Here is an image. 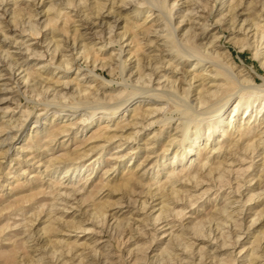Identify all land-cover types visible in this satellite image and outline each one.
<instances>
[{
	"label": "rangeland",
	"instance_id": "rangeland-1",
	"mask_svg": "<svg viewBox=\"0 0 264 264\" xmlns=\"http://www.w3.org/2000/svg\"><path fill=\"white\" fill-rule=\"evenodd\" d=\"M263 192L264 0H0V264H264Z\"/></svg>",
	"mask_w": 264,
	"mask_h": 264
},
{
	"label": "bare ground",
	"instance_id": "bare-ground-1",
	"mask_svg": "<svg viewBox=\"0 0 264 264\" xmlns=\"http://www.w3.org/2000/svg\"><path fill=\"white\" fill-rule=\"evenodd\" d=\"M143 1V0H142ZM133 2V1H132ZM135 2V1H134ZM164 3V2H163ZM135 4V3H134ZM126 5V4H125ZM159 5V4H158ZM163 5V4H162ZM162 9V8H161ZM163 15V14H162ZM164 16V15H163ZM114 17V16H113ZM167 18V17H166ZM121 19V18H120ZM258 19V18H257ZM195 21V20H194ZM255 22V21H254ZM182 23V22H181ZM253 25V24H252ZM172 26V25H171ZM190 28V27H189ZM193 28V27H192ZM176 32V31H175ZM164 33V32H163ZM169 38H170V36H169ZM184 41V40H183ZM179 44V43H178ZM183 49V48H182ZM189 49V48H188ZM189 50H191L192 52L191 53H193V55H194V59H196V61H197V63L195 64V66H198V65H202V66H204L205 64L204 63H208V64H210V66H212V68H216L215 70H217V74H216V76L219 74V75H222V76H224V83L223 84H219V85H217L216 86V88H213V89H215L214 91H213V93L212 92H209L208 90H206L204 93V95L202 96V101L203 100H205L206 101V99H207V97H211V96H213L212 94H215L214 92H216V91H220V90H223L224 92H223V94H225V98H226V102H225V104L229 101V99L231 98V97H233L234 95H235V93H234V91H237L238 92V90H236V86L238 85V83H237V80L235 79L236 77H235V75L233 76V73L231 74L229 71H227L226 69H223L222 67H220V64H219V62H218V60H217V58H218V52H216V50H212V49H202V50H198V48L197 47H190V49ZM191 58V57H190ZM157 62V61H156ZM163 63V62H162ZM219 70V71H218ZM221 70V71H220ZM235 74V73H234ZM205 75V74H204ZM237 75V74H236ZM216 76L214 77L215 78V80H216ZM210 77H208V79H209ZM212 76H211V78H210V80L212 81ZM124 79V78H123ZM214 83V82H213ZM191 85V84H190ZM239 86L242 88V86L239 84ZM214 87H215V85H214ZM243 89V88H242ZM255 89H257V88H255ZM217 94V93H216ZM239 94V93H238ZM260 94V93H259ZM216 96V95H215ZM240 100V99H239ZM255 102V100H253L252 101V103H254ZM199 106V105H198ZM223 106L224 105H222L221 107H219V109H217V110H215L214 112H217V115H216V124L218 123V122H220L221 121V119H222V117H223V115H224V112H223V110H222V108H223ZM240 106H241V100H240V102H238V104H236V106H234V108H232L233 109V114H235V113H237L238 114V112L239 111H241V110H239L240 109ZM248 106H249V104H248ZM262 110V109H261ZM260 110V111H261ZM212 113V112H211ZM111 115V114H110ZM147 116H148V114H147ZM236 115H234V117H235ZM258 116V115H257ZM212 117V116H211ZM214 117V116H213ZM109 118H110V116H109ZM250 118V117H249ZM84 120V119H83ZM234 121V120H233ZM254 122V121H253ZM219 124V123H218ZM229 124V126L231 125V121L228 123ZM220 126V125H219ZM212 127H214V126H212ZM229 128V127H228ZM211 129V128H210ZM187 134H188V127H184L183 129H182V132H181V140H178V141H181V142H184V141H186V138H187ZM224 134V133H223ZM226 135V134H225ZM224 136V135H223ZM222 136V137H223ZM177 138V137H176ZM176 138H173L172 139V141L168 144L169 146H172L174 143H175V141H176ZM179 138V137H178ZM210 140V137H208V140H207V142ZM168 148V147H167ZM192 146H187V148L185 149V152L183 153V155H182V159H184L185 157H187L189 154H191L192 153ZM165 152H167L166 150L164 151V153ZM178 162V160H177V158H174V162L173 163H175V162ZM162 165V164H161ZM260 171V170H259ZM211 173V172H210ZM264 193V192H263ZM255 196H257L258 198L259 197H261L262 196V194L260 195H255ZM253 198H254V196H252L251 198H250V200L249 201H251V200H253ZM168 204V203H167ZM262 205H263V203H262ZM161 212H164V211H161ZM263 216H264V212H261V214H260V216H258V218L259 217H262L263 218ZM257 217V216H256ZM257 218V219H258ZM255 219V218H254ZM257 219H255V220H253V223L252 224H254V222H256V221H259V219L257 220ZM209 233V232H208ZM255 247V246H254ZM256 252V250H253V254ZM258 255V254H257ZM258 258H260V257H258ZM262 258V257H261ZM259 262V261H258Z\"/></svg>",
	"mask_w": 264,
	"mask_h": 264
}]
</instances>
